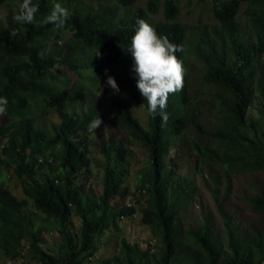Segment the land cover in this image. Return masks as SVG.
<instances>
[{"label": "trees", "instance_id": "obj_1", "mask_svg": "<svg viewBox=\"0 0 264 264\" xmlns=\"http://www.w3.org/2000/svg\"><path fill=\"white\" fill-rule=\"evenodd\" d=\"M208 1L209 20L198 17L189 24L180 19L178 0H146L142 6L137 0H0V6L18 3L16 16L8 17L9 28L0 26V109L8 118L0 124V159L6 155L12 160V173L26 197L16 198L0 175V256L21 259L28 240L37 264H86L96 254L95 242L118 219L135 213L134 206L124 203L127 144L122 138L99 136L104 171L96 199L85 194L78 177L91 164L86 136L100 101L83 113L73 105L78 97L96 92L107 70L147 114L144 127L124 101L104 95L116 114L114 128L141 143L149 155L140 189L147 194L142 222L156 228L163 244L155 264H170L190 246L204 255L197 264H264L262 238L257 257L235 231L228 237L230 255L221 263L207 214L190 240L181 235L178 213L191 184L167 166L176 140L183 146L191 131L201 137L202 142L194 137L187 142L198 157L196 169L216 167L225 177L264 169V0ZM138 19L180 49L175 55L182 64L183 86L168 95L166 120L159 109L155 116L148 112L130 72L126 53ZM189 56L199 68L193 69ZM250 108L258 112L257 119H248ZM204 110L215 117L214 126L201 120ZM50 111L59 119L51 135L38 122ZM219 188L216 182L215 199ZM112 199L117 200L114 206ZM28 200L36 212L55 221L62 251L49 253L41 247L43 229L35 230L25 212ZM252 207L263 212L264 195L255 197ZM73 213L80 219L76 241L68 229ZM222 221L227 226L223 213ZM121 244L125 264H148L147 253L137 245ZM101 264L117 261L106 258Z\"/></svg>", "mask_w": 264, "mask_h": 264}, {"label": "rangeland", "instance_id": "obj_2", "mask_svg": "<svg viewBox=\"0 0 264 264\" xmlns=\"http://www.w3.org/2000/svg\"><path fill=\"white\" fill-rule=\"evenodd\" d=\"M140 6L144 5L146 0H137ZM180 7V19L189 24H194L198 17H202L204 21L209 20V10L207 9L209 1L199 0H178ZM16 2H9L0 6V26L9 28V15L16 16ZM162 17V7L159 8L157 18ZM193 69L199 68L194 59L188 57ZM113 77L111 71L98 79L96 92L89 96H82L76 99L74 107L78 113L86 111L93 101H100V107L95 119H101L102 123L96 130H88L87 143L89 146V155L91 164L87 170L79 174V181L84 183V192L97 198L102 191V176L104 171V157L99 149V136L102 134L107 141L111 138L120 140L122 138L126 143V160L125 171L126 180L124 185L128 188V195L124 203H131L135 208V213L132 215L123 216L117 221V226H111L104 235L96 242V254L92 261L86 264H101L106 258H111L117 261V264H125L122 254V241L125 240L132 246L139 247L143 252L147 253L146 260L148 264H155L158 257L162 254L163 244L160 233L151 225L142 222V209L145 207L147 194L140 189L143 184L142 175L148 169L149 155L144 146L137 141H129L125 138L124 133L115 129L112 121L116 118V114L111 112L112 108L105 99L104 95L109 97H118L124 101L132 110L134 117L142 126H146L147 114L143 105L138 104L132 96L123 89L117 82L120 91L114 92L107 85V76ZM199 83V82H198ZM204 87L201 86L202 98L206 93ZM208 107V106H207ZM206 109V108H205ZM248 119H257L259 114L254 108H250ZM215 117L204 110L202 121L205 125L214 126ZM59 121L58 114L52 111L48 112L38 122L44 126L51 135V127ZM8 122L7 116L0 109V124ZM190 137H194L199 142H202L201 137L195 132H189L185 137V144L181 146L179 140L174 142L175 148L170 149L166 161L168 167L175 171V174L180 175L190 182L191 188L187 194L186 203L178 213V218L182 226L181 235L188 237L190 240L191 232L199 229L203 215L210 216L212 222V238H214L217 247L220 249L221 263L230 255L228 248V237L230 231H235L243 243H248L255 252V256L260 255L257 249L259 238H262L264 243V211H255L252 207V200L255 197L264 195V169L254 173L230 172L227 177L216 167L206 169L195 168L197 155L192 146L187 142ZM177 153H176V152ZM12 160L1 155L0 159V175L5 176L4 185L18 199L26 198L22 192L20 181L13 175ZM42 171L44 168H41ZM220 176V177H218ZM216 182L220 188L217 191V199L214 198L213 192ZM229 193V194H228ZM228 196L226 197V195ZM220 201L221 207H218ZM112 205L117 203L116 199H112ZM118 209V208H117ZM227 219V226L222 221V213ZM25 212L30 215L35 221V230L40 227L43 229L40 237L42 241L41 247L49 253H57L64 249L61 243V237L58 233L57 224L51 218H47L36 212L31 200H28V205ZM80 219L78 216L71 215V220L68 225L70 235L77 240L76 233L79 231ZM260 243V241H259ZM22 258L15 262L0 256V264H37L32 257V250L29 247L28 240L23 241ZM190 254V255H188ZM141 255L137 257L140 258ZM204 255L200 253L195 246H190L189 251L177 252L170 264H197L204 262ZM190 261V262H188ZM153 262V263H152Z\"/></svg>", "mask_w": 264, "mask_h": 264}, {"label": "clouds", "instance_id": "obj_3", "mask_svg": "<svg viewBox=\"0 0 264 264\" xmlns=\"http://www.w3.org/2000/svg\"><path fill=\"white\" fill-rule=\"evenodd\" d=\"M179 50L167 37L158 36L146 21H136L131 44L126 53L131 58L130 72L135 79L137 90L147 101L148 112L155 116L159 109L165 120L167 116L163 110L166 108L168 95L179 91L183 86L182 64L175 55ZM99 54L98 51L96 55ZM105 72L107 74V70ZM106 83L114 92L120 91L114 77L108 75ZM101 123L100 118L95 119L90 122L89 129L96 130Z\"/></svg>", "mask_w": 264, "mask_h": 264}, {"label": "built area", "instance_id": "obj_4", "mask_svg": "<svg viewBox=\"0 0 264 264\" xmlns=\"http://www.w3.org/2000/svg\"><path fill=\"white\" fill-rule=\"evenodd\" d=\"M126 206H127V207H131L132 204L128 202V203H126ZM133 214H134V213H132V215H133Z\"/></svg>", "mask_w": 264, "mask_h": 264}]
</instances>
